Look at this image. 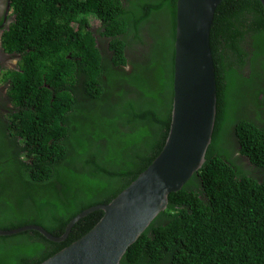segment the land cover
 I'll use <instances>...</instances> for the list:
<instances>
[{
  "label": "trees",
  "instance_id": "1",
  "mask_svg": "<svg viewBox=\"0 0 264 264\" xmlns=\"http://www.w3.org/2000/svg\"><path fill=\"white\" fill-rule=\"evenodd\" d=\"M3 36L14 109L0 115V230L61 237L109 204L165 146L172 120L177 0H11ZM98 24L94 26V22ZM210 44L217 119L206 163L120 264H264V9L224 0ZM61 243L0 236V264H41Z\"/></svg>",
  "mask_w": 264,
  "mask_h": 264
},
{
  "label": "water",
  "instance_id": "2",
  "mask_svg": "<svg viewBox=\"0 0 264 264\" xmlns=\"http://www.w3.org/2000/svg\"><path fill=\"white\" fill-rule=\"evenodd\" d=\"M223 1L177 0L172 120L165 146L152 164L109 204L94 206L75 217L61 237L38 225L0 230V236L36 231L61 243L80 220L103 211L91 231L41 264L121 263L129 248L168 208L170 195L182 190L207 161L218 103L210 36ZM256 1L264 9V0Z\"/></svg>",
  "mask_w": 264,
  "mask_h": 264
},
{
  "label": "flooded vegetation",
  "instance_id": "3",
  "mask_svg": "<svg viewBox=\"0 0 264 264\" xmlns=\"http://www.w3.org/2000/svg\"><path fill=\"white\" fill-rule=\"evenodd\" d=\"M10 6V9H9ZM11 0H0V115L7 112V108L14 109L9 96L11 83L4 78L7 71L20 69L21 56L8 53L3 46V36L9 30L14 17L12 14ZM13 60H16L15 62Z\"/></svg>",
  "mask_w": 264,
  "mask_h": 264
},
{
  "label": "rangeland",
  "instance_id": "4",
  "mask_svg": "<svg viewBox=\"0 0 264 264\" xmlns=\"http://www.w3.org/2000/svg\"><path fill=\"white\" fill-rule=\"evenodd\" d=\"M11 16H12V15H11ZM97 24H98V21H95V22H94V26L97 25ZM5 33H6V32H5ZM13 61L15 62L16 60H13Z\"/></svg>",
  "mask_w": 264,
  "mask_h": 264
},
{
  "label": "clouds",
  "instance_id": "5",
  "mask_svg": "<svg viewBox=\"0 0 264 264\" xmlns=\"http://www.w3.org/2000/svg\"><path fill=\"white\" fill-rule=\"evenodd\" d=\"M12 15V14H11Z\"/></svg>",
  "mask_w": 264,
  "mask_h": 264
}]
</instances>
